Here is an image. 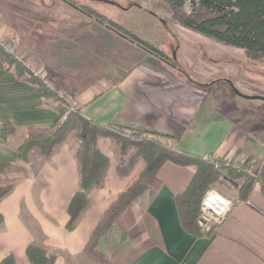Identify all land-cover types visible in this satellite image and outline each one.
<instances>
[{"label": "crops", "instance_id": "1", "mask_svg": "<svg viewBox=\"0 0 264 264\" xmlns=\"http://www.w3.org/2000/svg\"><path fill=\"white\" fill-rule=\"evenodd\" d=\"M68 4L82 11L71 1ZM2 16L0 9V33L6 30ZM186 54L182 50L179 55L183 62ZM27 76L18 75L0 59V159H11L10 174L21 177L0 200V262L13 255L15 264H33L26 248L36 236L23 216L25 209L41 228L44 246L61 250L54 264H78L86 257L84 248L104 211L143 161L120 174L107 142L110 138L100 137L98 144L110 159L105 181L90 189L92 204L68 229V207L80 190L75 148L65 142L50 158L37 148L31 149L28 161L17 157L27 127H49L58 118L59 104L51 96L43 97L39 84ZM219 79L202 83L137 66L99 82L97 93L89 85L77 91L75 103L87 118L165 133L179 150L205 158H233L262 171L248 199H232L231 211L215 232L196 236L182 225L177 202L193 178L194 167L164 162L158 170L160 185L146 192L124 223L102 238L100 245L112 264H264V125L252 128L248 121L243 125L242 104L236 98L247 97L236 93L234 84ZM258 105L254 108L263 110Z\"/></svg>", "mask_w": 264, "mask_h": 264}, {"label": "rangeland", "instance_id": "2", "mask_svg": "<svg viewBox=\"0 0 264 264\" xmlns=\"http://www.w3.org/2000/svg\"><path fill=\"white\" fill-rule=\"evenodd\" d=\"M70 1L112 18L159 47L167 56L162 57L138 45L94 15L74 10L68 4ZM190 8L186 2V9L189 11ZM0 9L3 13L1 19L6 23L0 40L8 44V52L23 60L34 77L56 94L50 99L66 108L62 119H65L66 113L78 107L75 95L81 85L92 86V91L97 93L101 90L99 82L116 78L128 67L135 71L137 66H146L165 73H178L185 80L191 78L203 83L220 78V83L234 84L247 95L244 99L236 98L242 104L243 125L247 121L252 128L258 126L256 124L264 125V57L249 59L242 48L184 27L174 19L165 0H0ZM182 50L188 51L186 58L184 56L185 62L179 57ZM172 61L175 65H172ZM258 104L263 110L254 108ZM257 133L260 134L256 130L254 134ZM108 138L107 142L111 144L120 165L122 158L118 146L113 138ZM67 142L75 148V132H70ZM141 155L137 147L131 146L123 163L127 164L131 157L136 159V163L142 162ZM12 167L8 168L9 176L20 177L10 174ZM248 168L258 177L262 172L259 167ZM221 174L226 177H219L211 187L219 189L231 200L240 197L241 180L226 170L221 169ZM143 196L122 212L112 227L124 223L128 218L126 215ZM23 216L28 219L36 236L34 241L46 245L39 225L25 209ZM85 256L78 264H94L88 255Z\"/></svg>", "mask_w": 264, "mask_h": 264}, {"label": "trees", "instance_id": "3", "mask_svg": "<svg viewBox=\"0 0 264 264\" xmlns=\"http://www.w3.org/2000/svg\"><path fill=\"white\" fill-rule=\"evenodd\" d=\"M165 1L170 6L174 19L184 27L219 42L242 48L249 59L264 57V0ZM186 2L191 6L189 11L186 9ZM78 7L96 16L138 45L162 57L167 56V53L159 47L142 39L112 18H106L93 8ZM0 59L9 69L14 68L18 75L27 73L26 79L39 84L43 97L56 96L39 78L34 77L31 68L23 60L17 59L1 44ZM65 112L66 108L59 106L58 118L49 127H27L24 140L17 147V157L28 161L31 149L38 148L44 157L50 158L69 140L70 132H75L74 156L80 167V190L75 193L68 207L69 219L66 224L68 229L76 226L81 214L92 204V199L88 195L90 189L103 185L105 181L110 159L101 150L98 139L105 136L115 140L122 158L121 164L118 165L120 174L128 173L136 164V159L132 157L127 164L123 163L131 146L137 147L142 153L143 164L139 171L104 211L84 248V253L93 260L94 264H112L110 257L100 245L102 238L122 212L133 205L147 190L160 185L158 170L164 162L171 160L194 167L193 178L187 189L177 196V202L182 225L196 236L209 234L200 230L199 210L204 193L218 181L221 169L241 180L239 194L242 199H248L253 185L258 180V176L245 170H238L232 163L230 165L222 163L218 169L211 161L212 157L205 158L173 147L168 141L171 137L168 134L116 123L102 124L84 116L81 106L70 110L65 119H62ZM11 164V159H0V200L11 193L21 178L9 176L8 168ZM38 229L41 231L39 226ZM26 252L33 264H54L61 250H48L44 245L32 241L27 246ZM0 264H15L14 256L8 255Z\"/></svg>", "mask_w": 264, "mask_h": 264}, {"label": "built area", "instance_id": "4", "mask_svg": "<svg viewBox=\"0 0 264 264\" xmlns=\"http://www.w3.org/2000/svg\"><path fill=\"white\" fill-rule=\"evenodd\" d=\"M0 44L6 51H9L8 44L3 42V40H0ZM64 116L66 117L67 113ZM211 161L218 169L221 167L222 163L225 165H230L232 163L238 170H245L254 176H258V174L253 172L251 168H248L244 166L243 163L234 161L231 158L212 157ZM220 177L225 178L226 176L221 174ZM232 205V200L219 189L211 187L206 190L201 200L198 216L200 230L206 233L215 232L227 218L229 212L231 211Z\"/></svg>", "mask_w": 264, "mask_h": 264}, {"label": "water", "instance_id": "5", "mask_svg": "<svg viewBox=\"0 0 264 264\" xmlns=\"http://www.w3.org/2000/svg\"><path fill=\"white\" fill-rule=\"evenodd\" d=\"M236 93H238L239 95L243 96V97H247V95H244L240 90H238L237 88H234ZM257 97V96H255Z\"/></svg>", "mask_w": 264, "mask_h": 264}]
</instances>
